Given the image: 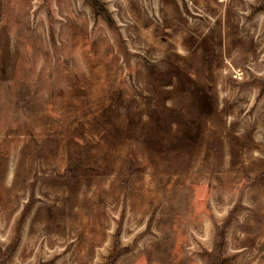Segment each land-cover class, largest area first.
<instances>
[{
    "label": "rangeland",
    "instance_id": "obj_1",
    "mask_svg": "<svg viewBox=\"0 0 264 264\" xmlns=\"http://www.w3.org/2000/svg\"><path fill=\"white\" fill-rule=\"evenodd\" d=\"M101 1L0 0V264H263L264 1Z\"/></svg>",
    "mask_w": 264,
    "mask_h": 264
},
{
    "label": "trees",
    "instance_id": "obj_2",
    "mask_svg": "<svg viewBox=\"0 0 264 264\" xmlns=\"http://www.w3.org/2000/svg\"><path fill=\"white\" fill-rule=\"evenodd\" d=\"M85 2L88 4L90 9H92L94 16L101 18L111 30L114 28L113 19L101 0H85ZM261 8L262 6L259 3L252 7L251 13L254 14L258 12ZM257 85L259 88V93L264 94V84L260 81L257 82ZM221 249V245H219L218 250L214 254L209 255L210 264H225L228 261L229 257H225L224 255H222Z\"/></svg>",
    "mask_w": 264,
    "mask_h": 264
},
{
    "label": "crops",
    "instance_id": "obj_3",
    "mask_svg": "<svg viewBox=\"0 0 264 264\" xmlns=\"http://www.w3.org/2000/svg\"><path fill=\"white\" fill-rule=\"evenodd\" d=\"M248 207V206H247ZM249 208H251L250 210H249V212H251V214H253L252 212H254V211H257V203L255 204V206H254V208L253 207H249ZM264 219V218H263ZM253 221L256 223V225H258V224H260V225H262L263 227H264V221H257V219L256 218H254L253 217V219H252V221H251V223H249V224H253ZM249 224H246V226H249ZM249 235V234H248ZM251 240V242H252V245L251 246H247L248 248H252V247H256L258 244L260 245V244H262L263 242H264V234H262V235H260L259 236V239H256V237H253V239H250ZM248 242V241H247ZM247 242H245V243H247ZM244 247H246V245L244 246ZM249 249H243V251L244 252H247ZM264 264V263H263Z\"/></svg>",
    "mask_w": 264,
    "mask_h": 264
}]
</instances>
